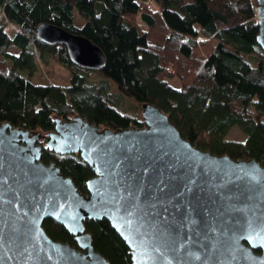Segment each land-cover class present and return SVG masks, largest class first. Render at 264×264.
<instances>
[{
  "label": "trees",
  "instance_id": "trees-1",
  "mask_svg": "<svg viewBox=\"0 0 264 264\" xmlns=\"http://www.w3.org/2000/svg\"><path fill=\"white\" fill-rule=\"evenodd\" d=\"M258 20L256 0H0V123L40 133L41 160L56 162L82 193H88L95 171L80 153L59 154L47 146L57 119L83 116L101 128H143L137 112L151 103L198 149L263 162L264 50L257 43ZM44 22L92 40L104 50L105 65L90 71L77 67L65 46L40 42L37 29ZM13 46L17 53L10 52ZM49 50L70 68L69 86L32 82L36 58L45 64ZM233 126L247 135L244 143L228 139ZM84 225L96 251L111 264H132L127 244L108 220L86 219ZM43 226L53 240L77 247L54 219Z\"/></svg>",
  "mask_w": 264,
  "mask_h": 264
},
{
  "label": "water",
  "instance_id": "water-1",
  "mask_svg": "<svg viewBox=\"0 0 264 264\" xmlns=\"http://www.w3.org/2000/svg\"><path fill=\"white\" fill-rule=\"evenodd\" d=\"M256 2L264 50V0ZM37 32L40 42L65 46L77 67L106 63L89 38L45 22ZM141 114L143 128L56 120L47 146L80 153L95 171L88 193L56 162L41 160L40 133L0 123V264H111L93 246L86 219L108 220L132 264H264V167L198 149L151 103ZM48 218L77 247L49 237Z\"/></svg>",
  "mask_w": 264,
  "mask_h": 264
},
{
  "label": "rangeland",
  "instance_id": "rangeland-1",
  "mask_svg": "<svg viewBox=\"0 0 264 264\" xmlns=\"http://www.w3.org/2000/svg\"><path fill=\"white\" fill-rule=\"evenodd\" d=\"M77 23L83 24L85 22L84 19L80 18L78 15L76 16ZM1 24V23H0ZM7 30L11 31V27L7 26ZM10 52L17 53L18 49L13 46V48L10 49ZM51 58L44 64L42 60L36 58V64H37V71L34 74L35 76L31 79L34 84H41L45 85L47 82H52L55 85H70V79H71V70L70 68L65 67L61 63L56 60L55 56L52 53V50H49ZM90 78L94 80H100V77L96 74L90 73ZM175 87L180 86L179 80H173L171 81ZM112 90L117 91V85L112 82ZM128 101L131 103H135L133 99L128 98ZM138 113V120L144 121L143 115L141 114V109L137 112ZM190 136L193 139L197 138V134L191 132ZM247 138V135L240 131L237 126H233V128L230 130V133L228 135V139L231 141H237L244 143L245 139Z\"/></svg>",
  "mask_w": 264,
  "mask_h": 264
},
{
  "label": "flooded vegetation",
  "instance_id": "flooded-vegetation-1",
  "mask_svg": "<svg viewBox=\"0 0 264 264\" xmlns=\"http://www.w3.org/2000/svg\"><path fill=\"white\" fill-rule=\"evenodd\" d=\"M46 140H47V137H46ZM47 143H48V140H47ZM258 163H260L261 166L264 167V161H263V162H259V161H258ZM260 252H261V250H260V251H259V250L257 251V253H260Z\"/></svg>",
  "mask_w": 264,
  "mask_h": 264
},
{
  "label": "snow or ice",
  "instance_id": "snow-or-ice-1",
  "mask_svg": "<svg viewBox=\"0 0 264 264\" xmlns=\"http://www.w3.org/2000/svg\"><path fill=\"white\" fill-rule=\"evenodd\" d=\"M249 227H251V224L249 225ZM198 258V257H197Z\"/></svg>",
  "mask_w": 264,
  "mask_h": 264
}]
</instances>
